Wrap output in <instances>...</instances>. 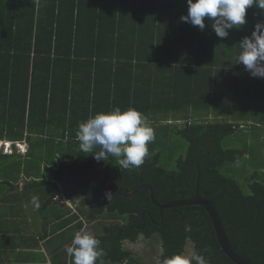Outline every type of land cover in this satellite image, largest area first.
<instances>
[{"label": "trees", "instance_id": "16d2710c", "mask_svg": "<svg viewBox=\"0 0 264 264\" xmlns=\"http://www.w3.org/2000/svg\"><path fill=\"white\" fill-rule=\"evenodd\" d=\"M26 3L24 0L17 3L13 0L0 1V37L28 35L33 38V42L32 39L29 40L27 48L30 50L32 45L36 54L43 53L41 55L44 56L47 53L50 58L57 56L61 48V51L72 53L74 57L86 48L87 52L98 57L126 50L134 53L135 58L139 54L146 68L152 61L162 63L163 66L173 61H186L192 66L191 74L187 77L190 78L189 84L195 89L192 98L187 99L189 103H193L194 110L202 107L200 97L207 114L214 107L222 118V110L230 112L229 116L237 115L236 110L243 97L259 96V102L253 99V105L257 107L264 104V78H253L249 73L245 77L246 71H241L245 69L244 66L234 64L241 51L240 41L251 35L257 22L264 21V12L255 6L248 9L247 23L244 26L231 29L229 36L221 39L216 36L207 19L203 31L198 26L180 20L182 15L187 14V0H26ZM79 6H89L90 9V22L85 26H82L85 21ZM16 13L18 22L15 20ZM145 15L154 17L159 24L154 27L156 31L137 21V17ZM83 35L88 38L98 36L99 41L81 42ZM100 37L107 39L101 40ZM0 45V53L9 54L13 44L4 42ZM234 68L237 72L232 73V80L231 76H224ZM163 72L166 75L168 70ZM231 89L234 90L233 94L226 92ZM138 107L135 105L129 108L138 110ZM145 109L147 108L142 113H147ZM235 128L231 123H187L183 128L175 129L188 143L186 154H179L177 157V170L165 168L161 164L163 157L157 152L154 157L145 158L139 168L124 169L114 182L123 185L121 191L124 193L148 182L153 186L156 199L160 202L189 198L195 195L196 164L199 160L201 195L216 206L235 249L253 263L264 264L262 176L256 175V170L245 177V184L241 185L235 175L237 173L222 171L227 163H236L247 154L244 150L226 147L224 144L225 138L233 134ZM171 158L172 155L169 159ZM150 159L153 160L152 163L148 162ZM70 164L76 175L88 171L96 178H84L83 181L89 187L76 189L86 199V212L87 204L91 203V212L100 222L123 221V227L118 233V224L112 222L111 226H105L103 233L96 237L105 250L101 259L114 264H134L131 252L123 245L124 240L129 238L128 234L135 240L141 234L149 237L157 233L162 241L164 260L183 254L186 244L192 242L194 252L202 254L208 264H235L220 252L213 224L203 207L189 205L165 209L163 221L159 224L160 210L150 201L147 189H142L133 196H121L111 191L109 201L105 196L109 190L93 182L104 183L110 178L106 170L107 164L102 169L96 168L92 160L82 165L75 161ZM61 171L56 174L57 179ZM70 176L73 177L71 174ZM88 188L90 192L87 191Z\"/></svg>", "mask_w": 264, "mask_h": 264}, {"label": "crops", "instance_id": "0c3cea01", "mask_svg": "<svg viewBox=\"0 0 264 264\" xmlns=\"http://www.w3.org/2000/svg\"><path fill=\"white\" fill-rule=\"evenodd\" d=\"M13 2L17 3L19 0H13ZM24 2L26 3V0ZM79 9L85 21L82 26H85L90 22L89 6H79ZM143 17H137L141 25H149L152 29L159 26L154 17L149 16L147 20H143ZM15 20H18V13L15 15ZM97 37L88 38L83 35L80 41H99ZM100 38L107 39V37ZM31 39L33 42V38L25 34L0 37V44L4 42L13 44L9 54L0 53V140L20 141L27 145L26 152L14 150L10 154H5L0 151V264H35L28 259V254L33 256V253L41 251L35 247L32 234L36 212L40 214L37 216L40 218V224L37 227L40 232L46 229L45 223L48 221L49 228L57 234H61V228H69L74 224L88 225L100 222V219L91 212V203L87 204V212L84 205L78 207V202L83 200L84 196H80L76 190L89 187L83 181L84 178H95V176L88 171L76 175L70 164L75 161L82 165L91 160L78 161L67 158L48 171L50 175L47 179H42L38 173L33 175L32 169L28 170L30 171L28 175L25 166L27 162H21V159L28 158L31 152L29 139L59 140L58 144L64 145V148L68 145L74 147L76 151L80 150V142L77 139L80 123L99 112L110 111L115 107L125 110L136 105L139 106L140 112L147 108L145 109L147 113H143L145 116L197 114L194 112L193 103H189L187 99L192 98L195 89L189 84L190 78L187 76L191 74L192 66L186 61H173L167 66L152 61L146 68L139 54L135 58L134 53L119 51L95 57L91 52H87L86 48L74 57L72 53L67 54L60 48L57 56L49 58L47 53L44 56L41 55L43 53L36 54L32 45L30 50L27 48L28 41ZM165 69L168 70L166 75L163 72ZM232 70L224 74V76H231V80L232 73L237 72L235 68ZM241 71H246L245 77L249 73L245 69ZM233 91V89L226 90L230 94H233ZM200 100L202 107L199 109L202 113L205 110L201 97ZM245 100L246 98L243 97L239 105H244ZM155 109L161 110L154 111ZM188 123L191 122L188 121ZM17 163L23 165L19 168ZM104 164L106 163L98 167L94 161V166L99 169H102ZM106 170L110 175L106 182L98 183L95 180L93 182L117 195L121 194L116 193L115 190L124 193L121 191L123 185L114 182L124 169H120V173L116 170L111 171L107 164ZM58 171L62 172V177L60 178V172L57 179ZM144 184L149 183L143 182L129 192ZM37 187L43 189L41 190L43 194L47 189L46 193L47 195L49 193L50 197L48 201L45 199L40 204L39 209H34L31 197L41 196ZM142 189L148 190L147 187H141L134 194ZM87 191L90 192L89 188ZM57 205H65L71 213L68 215L65 213L62 216L53 212L47 220L42 213L51 206V209H57ZM82 212L84 213L80 214ZM70 216H74V220L65 222ZM113 221L106 220L109 223L103 224L109 227L113 223L118 225L123 223V221L119 222L120 220ZM162 221L161 216L159 224ZM37 239L39 244L45 243L49 239V231L38 235ZM49 263L48 260L45 261V264ZM39 264L43 263L39 261Z\"/></svg>", "mask_w": 264, "mask_h": 264}, {"label": "rangeland", "instance_id": "374dc122", "mask_svg": "<svg viewBox=\"0 0 264 264\" xmlns=\"http://www.w3.org/2000/svg\"><path fill=\"white\" fill-rule=\"evenodd\" d=\"M147 16L143 17V20H147ZM138 21V18H137ZM153 21V20H152ZM122 52H126L123 50ZM264 93V91H263ZM259 96H252L251 98L246 97L245 104L239 105L237 111V115L229 116L228 111L223 113V118L218 114V110L214 107L208 112H202L199 110H194L197 112L195 115L186 116V115H148V124L153 128L155 132V140L148 144V155L147 158H150L156 154V152H160L163 157L161 164L165 165V168L170 171L177 170L178 168V155L186 154L188 143L187 140L179 134L176 130H179L186 126L188 121L192 124H199L200 122H211V123H231L236 126L233 134L228 135L224 144L226 147H235L247 152L244 157H242L236 163H227L222 171H229L230 173L235 174L239 181L244 185L245 177H249L254 171H256V175H261L262 181L264 182V104L258 105L255 107L252 102L253 99H258ZM259 102V101H256ZM226 107L229 106L226 104ZM161 110V109H155ZM175 120V121H173ZM184 121V122H182ZM176 129V130H175ZM31 144V152L28 158L21 159V162H27L26 173L30 175V169L33 171V175L38 173L42 179L49 178L52 167L58 166L63 160L67 158L77 159L78 161H95L96 166L101 167L102 163L109 164V168L111 171L116 170L120 173V167L117 165V160L115 158L110 157V161L105 162L103 160L97 162L94 159L93 155H85L80 150H75L74 147H70L67 145L64 148V145L58 144L59 140H43V138L38 139H29ZM154 150V152H153ZM172 155L171 160L169 157ZM148 162H151L149 160ZM19 168L21 167V163H17ZM236 168L235 170H233ZM235 176V177H236ZM46 189V188H45ZM37 190L40 192L39 203L41 204L43 201H48L50 195L46 192L43 194L41 187H37ZM81 204V201L78 202V207ZM49 207L47 210H44L42 213L47 220L50 218V215L53 212H56L60 215H68L71 213V210L65 205H57V209H51ZM76 208V207H75ZM78 210V208H76ZM79 212V210H78ZM84 212L80 213L83 214ZM40 216L37 212L35 213V222H33V238L35 242V247L40 249L41 251H37L33 253V256L28 254V259L34 261L35 264H39V261L45 264V261L48 260L49 264H73V257L68 255L66 252V248L72 246V240L74 238V234L78 231L81 232H89L95 235L102 234L101 225L103 222H98L95 224H79L72 225L69 228H61V234H57L54 232L52 228H49L50 223H45V230L40 232L38 230V225L40 224ZM74 216H70V218L66 219L65 222H71L74 220ZM120 220L119 222H121ZM56 229V227H55ZM49 231V239L45 243L39 244L37 239L38 235L46 233ZM124 248L131 252L132 258H134V264H165V260L163 258V247L160 236L155 233L149 237L145 235H139L135 240H125ZM194 252V245L192 242H188L184 255H190ZM128 260V259H127ZM126 261V260H125ZM128 263V262H127ZM33 264V263H31ZM97 264H114L111 261H105L100 259L97 261Z\"/></svg>", "mask_w": 264, "mask_h": 264}, {"label": "clouds", "instance_id": "9594fccd", "mask_svg": "<svg viewBox=\"0 0 264 264\" xmlns=\"http://www.w3.org/2000/svg\"><path fill=\"white\" fill-rule=\"evenodd\" d=\"M188 10L180 20L205 29V21L218 38L229 36L231 29H240L247 23V11L255 6L264 12V0H187ZM240 53L234 64H242L251 76L264 78V21L256 23L250 36H245L239 44ZM80 152L93 155L97 162L117 160L120 169L139 168L148 155V144L155 140V132L149 126L147 117L137 109L122 110L115 107L99 112L80 123L77 132ZM110 201L112 192L105 193ZM34 209L40 208L39 199L31 197ZM187 245V244H186ZM186 247V246H185ZM73 257V264H97L105 255L101 241L89 232L74 234L72 246L66 248ZM165 264H208L199 252L190 255L177 254L165 260Z\"/></svg>", "mask_w": 264, "mask_h": 264}, {"label": "water", "instance_id": "95a60500", "mask_svg": "<svg viewBox=\"0 0 264 264\" xmlns=\"http://www.w3.org/2000/svg\"><path fill=\"white\" fill-rule=\"evenodd\" d=\"M197 168V182L195 187V195L193 197L184 198V199H178L169 201L166 203H161L157 201L154 189L149 184H144L141 187H147L149 192V198L153 204H155L160 209L161 216L163 218V211L165 209L169 208H175L178 206H189V205H198L204 208V210L207 212V214L210 217V220L213 224L214 231L216 234V238L218 240V243L220 245V252L227 255V257L235 264H255L250 259L246 258L244 255L240 254L235 247L233 246V241L229 239L227 231L225 229V226L223 224V221L221 219V216L216 208V206L206 197L202 196L200 193V181H201V168H200V162L197 161L196 164ZM139 187V188H141ZM138 188V189H139ZM138 189L129 192L127 194L121 193L120 191H116V193L121 194V196H131L137 191Z\"/></svg>", "mask_w": 264, "mask_h": 264}, {"label": "built area", "instance_id": "2783aa9c", "mask_svg": "<svg viewBox=\"0 0 264 264\" xmlns=\"http://www.w3.org/2000/svg\"><path fill=\"white\" fill-rule=\"evenodd\" d=\"M14 150L19 152H26L27 145L24 142H10L7 140H0V151L5 154H10Z\"/></svg>", "mask_w": 264, "mask_h": 264}, {"label": "flooded vegetation", "instance_id": "af4514ba", "mask_svg": "<svg viewBox=\"0 0 264 264\" xmlns=\"http://www.w3.org/2000/svg\"><path fill=\"white\" fill-rule=\"evenodd\" d=\"M66 184V183H65ZM68 185V184H67ZM68 187L70 188V185H68ZM84 203H85V198H83V200H81V204L79 205V207H82L83 205H84ZM90 209H91V206H90ZM89 210V209H88ZM89 212V211H88ZM89 214H90V212H89ZM89 216V215H88ZM87 217V216H86ZM94 220L96 219V218H93ZM106 223H109V222H106ZM105 224V223H104ZM104 224H102L101 225V228H102V230H103V228L106 226V225H104ZM122 224H120V225H118V231L116 232V233H118L119 232V229L121 228V227H123V225L121 226ZM128 236H129V238H127L126 240H132V235L131 234H128Z\"/></svg>", "mask_w": 264, "mask_h": 264}]
</instances>
